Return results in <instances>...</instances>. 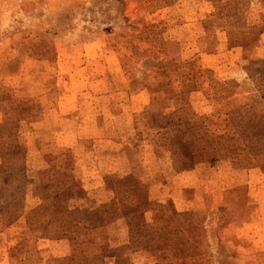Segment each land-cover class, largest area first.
Instances as JSON below:
<instances>
[{"label": "rangeland", "instance_id": "rangeland-1", "mask_svg": "<svg viewBox=\"0 0 264 264\" xmlns=\"http://www.w3.org/2000/svg\"><path fill=\"white\" fill-rule=\"evenodd\" d=\"M260 113L264 0H0V264H264Z\"/></svg>", "mask_w": 264, "mask_h": 264}, {"label": "trees", "instance_id": "trees-1", "mask_svg": "<svg viewBox=\"0 0 264 264\" xmlns=\"http://www.w3.org/2000/svg\"><path fill=\"white\" fill-rule=\"evenodd\" d=\"M246 116L245 121L242 123L241 129L237 128V131L242 133V135L248 140L253 139L252 129L254 127H261L260 131L264 129V113H260L257 116L255 115L252 116V114H244L243 117ZM250 117L255 118V119H250ZM259 138V137H258ZM182 157V162L186 163L185 160L189 159V156L187 153H181ZM2 171H0L1 173ZM22 173V171H20ZM38 173H41L42 175H46L45 169H42L41 171H38ZM19 181H22L24 179L18 178ZM118 182L120 183H125L128 186V189L136 194V196L140 197L139 200L144 198V194H142V186L134 180L132 177L129 175L125 174L121 178L117 179ZM39 184H40V189H41V199L42 203H39L33 212V217L39 218L43 212L51 211L49 215L53 217L51 219L52 223H59L61 226L65 225L66 223H69L70 220H73L72 213L74 212L75 215H80V217L77 218L76 221L80 220H88V222L92 224H100L101 222L106 221L107 219H104V213L107 212L109 205L107 204H102L99 207L95 208L94 210L88 209V208H78L74 210H68L67 206L64 204V200L66 196H72V195H79V193L82 192V190L79 187H76L74 191L71 193H68L65 195V192L69 189L74 188V183L71 184L70 186L66 187H56L54 184V187H51V183L49 182V179H39ZM53 185V184H52ZM52 188V189H50ZM65 195V196H64ZM123 217L127 218V225L128 228L130 227L132 232H139L141 229V215L140 212L136 207H129L125 210L124 213H122ZM50 223V222H48ZM110 250V249H107ZM176 254H180L177 252ZM118 264H122L119 262Z\"/></svg>", "mask_w": 264, "mask_h": 264}]
</instances>
